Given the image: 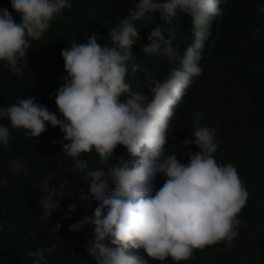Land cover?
I'll use <instances>...</instances> for the list:
<instances>
[{
    "label": "clouds",
    "instance_id": "1",
    "mask_svg": "<svg viewBox=\"0 0 264 264\" xmlns=\"http://www.w3.org/2000/svg\"><path fill=\"white\" fill-rule=\"evenodd\" d=\"M222 3L136 0L119 24L107 31L111 43H97L93 33L86 42L61 50L66 75L55 91L59 117L35 97L17 98L15 103L0 107V119L8 120L7 125L0 124V146L8 145L11 128H23L31 138L45 132L46 125L58 126L63 133L61 150L73 159V167L83 173L86 182V191L80 190L78 199L96 202L91 215L70 223L68 230L91 227L85 251L95 264H149L150 259L163 262L167 258L178 264L190 259L194 250L221 241L226 248L234 244L242 223L238 213L247 202L248 191L232 163L215 159L219 147L216 128L202 123L204 113L195 111L190 138L179 145L187 162L178 160L177 152L165 151L175 106L192 77L203 72L198 64L202 41L209 20L222 14ZM71 6V0H10L11 9L20 16L19 23L7 8H0V61L4 66L21 73L18 64L27 56L31 40L41 38L50 22ZM256 12L258 20L264 3ZM153 13L169 25L178 14L191 17L193 39L179 55L171 28L162 30L157 25L147 33L143 55L169 61L179 56L178 67L171 68L163 79L146 77L149 99L141 90L133 91L125 78L133 61L132 46L140 39L135 22L153 20ZM261 31L257 27L253 34ZM139 67L131 63L133 73ZM117 145L125 148L126 155L112 162ZM190 145L198 150L193 153ZM93 152L97 159L94 166L79 158ZM20 167L19 162L13 163V170ZM158 174L165 179L155 188ZM63 188L62 183L59 190ZM56 192L53 187L40 200L45 215L60 202L53 200ZM76 209V203L69 204L62 215L68 218ZM55 248V244L37 247L26 255L32 258L31 264H47L46 254ZM141 249L147 258L140 254Z\"/></svg>",
    "mask_w": 264,
    "mask_h": 264
},
{
    "label": "trees",
    "instance_id": "2",
    "mask_svg": "<svg viewBox=\"0 0 264 264\" xmlns=\"http://www.w3.org/2000/svg\"><path fill=\"white\" fill-rule=\"evenodd\" d=\"M135 3L136 0H71L72 6L50 22L43 36L31 40L27 56L18 64L21 73L10 72L0 61V107L15 103L17 98L35 97L59 117L55 91L66 75L61 50L75 42H86L93 33L97 43H111L107 31L118 25ZM261 3L264 0H223L222 14L209 20L202 41L198 64L203 72L192 77L170 120L165 151L177 152L176 158L186 163L188 157L179 145L190 138L193 112L204 113L201 122L216 128L219 147L215 159L232 163L248 191L247 202L238 213L242 223L233 246L226 248L221 241L194 250L190 259L178 264H264V13L256 18ZM0 8H7L14 21L20 22L10 0H0ZM135 24L140 39L132 46L133 61L129 62L125 79L133 91L141 90L151 99L146 77L163 79L171 68L178 67L179 56L169 61L143 55L147 33L157 25L162 30L171 28L175 33L173 45L182 55L193 39L191 17L178 14L169 25L153 13V20H138ZM257 27L262 31L254 35ZM132 62L140 66L135 73L131 71ZM0 124L7 125L8 120L0 119ZM62 136L58 126L46 125V131L34 138L23 128H11L8 145L0 146V181H4L0 183V264H31L28 250L52 244L56 248L46 254L47 264H95L85 251L91 227L68 230L70 223L91 215L96 202L78 199L79 191H86V182L83 173L73 167V159L61 150ZM189 147L193 153L198 150L194 145ZM121 155H126V150L117 145L112 162ZM94 157L93 152L82 153L79 158L94 166ZM15 162L21 164L18 170H13ZM164 179L158 174L155 188ZM53 187L57 189L53 200L60 202L51 214L45 215L40 200ZM72 203L77 204L76 211L64 218L63 210ZM138 251L147 258L142 249ZM149 264L173 261L150 259Z\"/></svg>",
    "mask_w": 264,
    "mask_h": 264
}]
</instances>
